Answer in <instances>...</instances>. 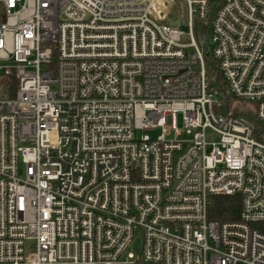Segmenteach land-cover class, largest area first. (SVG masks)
<instances>
[{
    "label": "built area",
    "instance_id": "built-area-1",
    "mask_svg": "<svg viewBox=\"0 0 264 264\" xmlns=\"http://www.w3.org/2000/svg\"><path fill=\"white\" fill-rule=\"evenodd\" d=\"M183 2L0 0V264H264V0Z\"/></svg>",
    "mask_w": 264,
    "mask_h": 264
},
{
    "label": "trees",
    "instance_id": "trees-1",
    "mask_svg": "<svg viewBox=\"0 0 264 264\" xmlns=\"http://www.w3.org/2000/svg\"><path fill=\"white\" fill-rule=\"evenodd\" d=\"M213 15L201 19L199 17L195 18L194 22V35L199 44H201L202 37L206 34L209 29L210 21ZM6 18L5 8L3 4L0 3V23L4 22ZM206 61V73L217 87H219L221 96V108L220 111L225 114L233 115H246L248 112L246 108L241 107L240 104H237V100L228 92L227 83L223 80L221 73L217 67V64L213 57L208 54L206 51L205 55ZM19 81L14 75L4 76L1 81V90L3 94H6L10 97L15 96ZM244 103L241 105L243 106ZM255 125L263 127L259 120L252 116L251 118ZM242 209V197L239 195H213L210 197V204L208 209V217L210 220L217 221H226L239 219Z\"/></svg>",
    "mask_w": 264,
    "mask_h": 264
},
{
    "label": "rangeland",
    "instance_id": "rangeland-1",
    "mask_svg": "<svg viewBox=\"0 0 264 264\" xmlns=\"http://www.w3.org/2000/svg\"><path fill=\"white\" fill-rule=\"evenodd\" d=\"M167 3L170 5L171 7V11H172V14L169 18H166L164 19L162 22H166L168 20H170L171 18L173 17H179L182 22L180 24L181 26V29L183 31H185V35L182 37V41L183 42H189V35H188V32H189V26L186 22V18H185V8L183 6L184 2L183 0H167ZM209 34H210V27L209 29L207 30L206 34H204V36L202 37V41H201V46L203 47V49H205L208 44H209ZM237 104H240L241 107H245L241 105V102H237ZM244 104H249L250 106L252 105L251 103H248V102H244ZM179 120L181 121L182 120V115H179ZM179 124L181 125V122H179ZM161 133V128L159 129H156L154 131H138V135H145V134H148L152 137H156L157 135H159ZM139 245H140V242L139 240H136L134 243H133V246H132V249L136 252V254L138 255L140 250H139ZM136 264H147V263H141V262H138Z\"/></svg>",
    "mask_w": 264,
    "mask_h": 264
},
{
    "label": "water",
    "instance_id": "water-1",
    "mask_svg": "<svg viewBox=\"0 0 264 264\" xmlns=\"http://www.w3.org/2000/svg\"><path fill=\"white\" fill-rule=\"evenodd\" d=\"M179 23H180L179 20H176V21H173V22H172V24H175V25H176V24H179Z\"/></svg>",
    "mask_w": 264,
    "mask_h": 264
}]
</instances>
